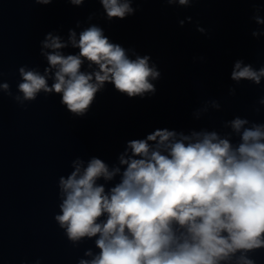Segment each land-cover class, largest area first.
<instances>
[{
	"label": "clouds",
	"instance_id": "9594fccd",
	"mask_svg": "<svg viewBox=\"0 0 264 264\" xmlns=\"http://www.w3.org/2000/svg\"><path fill=\"white\" fill-rule=\"evenodd\" d=\"M53 2L35 0L38 5ZM66 2L82 6L91 0ZM97 2L109 22L137 11L132 7L137 0ZM161 2L187 8L200 0ZM260 12L254 8L251 20L264 26ZM95 18L91 13L87 20ZM185 19L191 23L193 18ZM179 24L183 27L185 20ZM197 31L206 34L199 24ZM251 35L259 39L264 30L257 27ZM69 47L78 52L65 54ZM40 55L47 65L43 72L21 66L18 94L13 96L7 82H0V92L21 106L41 93L59 95L73 117L86 116L108 84L130 99L154 95L153 81L161 75L149 55L114 43L95 23L79 33L69 29L66 40L47 33ZM230 78L237 85L259 86L264 65L257 69L238 59ZM235 92L229 88L230 95ZM258 103L264 105V97ZM209 108L220 111L221 104L206 101L194 117L200 119ZM223 128L227 131L202 128L189 134L155 129L127 141L118 165L97 157L73 159L70 174L58 179L54 219L73 245L94 240L98 251L85 250L78 264H256L249 253L264 249V123L236 116Z\"/></svg>",
	"mask_w": 264,
	"mask_h": 264
},
{
	"label": "water",
	"instance_id": "95a60500",
	"mask_svg": "<svg viewBox=\"0 0 264 264\" xmlns=\"http://www.w3.org/2000/svg\"><path fill=\"white\" fill-rule=\"evenodd\" d=\"M132 7L137 9L134 15L109 22L97 0L82 6L66 0L49 5L0 0V82L9 83L13 96L21 80L19 67L43 72L47 66L40 55L47 33L66 40L69 29L79 33L89 23L101 26L114 43L149 55L161 74L153 81L155 94L144 98L130 99L106 85L84 117H73L59 95L41 93L21 106L0 92V264H78L85 250L98 251L94 240L73 245L54 219L59 213L58 179L70 174L76 157L118 165L127 141L158 128L185 134L202 128L223 132V122L236 116L264 123V105L258 103L264 80L259 86L249 81L237 85L230 78L238 59L257 69L264 65V36L251 35L257 27L264 30L251 20L256 7L264 17V0H200L187 8L137 0ZM91 13L96 18L88 21ZM189 16L191 23L185 19ZM180 20H185L183 27ZM197 24L206 34L197 31ZM230 87L235 95L229 94ZM213 99L221 110L209 108L196 119L195 110ZM249 255L264 264V249Z\"/></svg>",
	"mask_w": 264,
	"mask_h": 264
}]
</instances>
